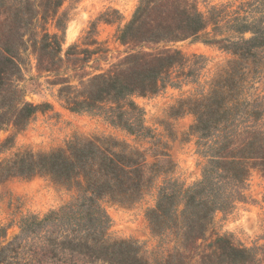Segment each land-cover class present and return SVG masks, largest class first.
<instances>
[{"label": "rangeland", "instance_id": "rangeland-1", "mask_svg": "<svg viewBox=\"0 0 264 264\" xmlns=\"http://www.w3.org/2000/svg\"><path fill=\"white\" fill-rule=\"evenodd\" d=\"M29 1L0 0V75L14 78L10 59L17 56L24 74L18 82L24 100L40 107L24 126L2 124L1 141L8 137L10 141L0 145V162L18 150L51 151L75 138L113 136L141 149L149 180L142 195L127 204L106 200L104 206L110 217L109 238L136 242L155 264L168 256L174 243L172 235H155L148 210L156 205L166 184L176 180L188 187L202 180L213 157L208 145L217 130L204 138L193 130L199 112L205 108L212 126L220 129L251 125L249 172L246 183L237 185L244 187V197L232 208L214 213L213 224L195 253L209 252L213 248L209 244L222 235L248 251L245 258L236 260L215 257L213 264H264V0H199L200 8L207 16H216L218 24H211L198 38L160 43L120 39L141 0H64L58 14L45 20L37 14L38 7L32 9L39 1ZM244 23L251 27L240 30ZM45 29L63 39L64 60L45 63L50 70L39 68L35 51ZM72 45L89 50L80 54L85 60L79 61L75 50L67 54ZM97 47L101 49L95 52ZM165 48L181 55L163 86L155 94L134 96L144 111L142 135L111 125L104 112L71 111L61 98V88L69 83L80 88L81 77L97 67L107 68L131 52ZM15 102L10 93L0 95V112ZM221 105H230L232 112L221 110ZM0 119L4 120L3 114ZM71 194L44 174L0 178V223L9 227L10 238L18 233L24 216L42 217L63 205ZM193 257L191 263L197 264L199 256Z\"/></svg>", "mask_w": 264, "mask_h": 264}, {"label": "trees", "instance_id": "trees-1", "mask_svg": "<svg viewBox=\"0 0 264 264\" xmlns=\"http://www.w3.org/2000/svg\"><path fill=\"white\" fill-rule=\"evenodd\" d=\"M35 1L39 3L32 9L38 7L37 14L42 20L55 17L64 2ZM27 3L31 4L29 0ZM217 21L216 16L206 15L199 0H141L120 39L160 43L198 38ZM241 25L240 30L251 27L250 23ZM45 31L40 45L36 41L35 51L39 68L50 70L45 63L64 60L63 39L57 32ZM97 49L101 48L94 51ZM72 50L79 61L85 60L80 54L89 51L72 45L67 54ZM180 55L172 48L131 52L107 68L97 67L93 73L82 76L80 88L67 84L60 89L61 98L71 111L104 112L111 125L142 135L146 129L144 111L134 96L157 93ZM10 60L15 68L14 78L0 75V95L10 93L16 104L0 112V116L4 115L0 128L6 122L24 126L40 107L24 100L18 83L24 78L22 65L17 56ZM73 88L75 91H71ZM221 110L232 112L233 108L221 105ZM214 129L217 132L208 145L213 157L204 168L202 180L188 187L176 180L166 184L160 189L156 205L148 210L155 235L163 238L172 235L174 243L168 256L155 264H192L193 256H199L197 264H213V258L223 255L233 260L245 258L248 250L222 235L209 244L213 247L209 252L195 253L200 247L199 240L204 239L213 224L214 213L232 208L244 197V187L237 185L246 183L249 172L246 159L251 155V125L220 129L212 126L204 108L193 130L201 132L204 138L212 136ZM9 141V137L5 141L0 137L2 146ZM147 164L144 151L113 136L75 138L51 151L25 148L3 159L0 178L44 174L72 194L63 205L42 217L24 216L18 233L10 238L9 227L0 223V264H153L136 242L109 238L110 217L104 206L106 200L127 204L139 198L149 181Z\"/></svg>", "mask_w": 264, "mask_h": 264}]
</instances>
